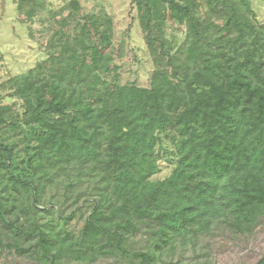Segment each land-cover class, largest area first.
<instances>
[{
    "label": "trees",
    "instance_id": "1",
    "mask_svg": "<svg viewBox=\"0 0 264 264\" xmlns=\"http://www.w3.org/2000/svg\"><path fill=\"white\" fill-rule=\"evenodd\" d=\"M132 1L154 66L147 86L83 82L113 38L106 14L47 39L73 82L42 64L8 80L22 111L0 105V257L211 264L205 236L250 234L264 216V23L249 0ZM65 154L83 162L73 182L54 170ZM160 160L171 171L153 179ZM96 173L75 229L83 206L65 213L69 188Z\"/></svg>",
    "mask_w": 264,
    "mask_h": 264
},
{
    "label": "rangeland",
    "instance_id": "2",
    "mask_svg": "<svg viewBox=\"0 0 264 264\" xmlns=\"http://www.w3.org/2000/svg\"><path fill=\"white\" fill-rule=\"evenodd\" d=\"M255 12L257 23H264V0H249ZM108 15L113 21V38L97 55V62L83 80L87 89L95 81L96 75L108 81L120 84L147 86L154 69L151 53L146 46L143 32L139 25L136 8L132 0H0V105H11L22 111V102L9 96L7 86L10 78L42 64L47 74L69 82L76 78L68 67L58 71L53 59L48 58L46 43L54 28L59 27L64 33H74L83 23L82 16ZM31 15V16H30ZM63 22V23H62ZM180 35V34H179ZM182 38V34L179 39ZM68 66L69 60L64 64ZM65 66V65H64ZM182 74L175 75L178 81ZM81 158L76 154H65L55 158L54 170L63 181H74L78 169H82ZM160 169L153 179H163L169 175L171 165L159 161ZM100 176L96 173L85 182L69 188V200L65 213L76 206L82 215L72 220L73 228H79L90 210L97 192L94 185L99 184ZM43 202L47 203L46 196ZM70 204V206H69ZM52 220L55 214L51 215ZM56 231V228L53 229ZM136 246L142 244L140 236ZM202 244L210 251L211 264H255L264 254V216L250 234L231 235L217 233L205 236ZM0 264H41L34 260L3 251ZM63 264H130L126 260L100 259L91 263Z\"/></svg>",
    "mask_w": 264,
    "mask_h": 264
}]
</instances>
